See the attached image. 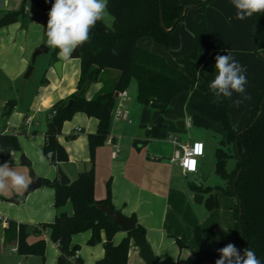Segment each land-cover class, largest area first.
Returning a JSON list of instances; mask_svg holds the SVG:
<instances>
[{"label": "trees", "instance_id": "16d2710c", "mask_svg": "<svg viewBox=\"0 0 264 264\" xmlns=\"http://www.w3.org/2000/svg\"><path fill=\"white\" fill-rule=\"evenodd\" d=\"M25 1V0H24ZM37 7L49 12L54 0H34ZM212 0H108L107 10L113 17L108 25L98 21L91 30L90 40L78 47L72 58L80 60V75L78 89L69 97L56 101L48 112V120L55 131L45 135L42 152L47 158L49 151L54 152L51 160L54 165L69 160V155L59 142L63 122L72 117L75 112H84L88 116L98 118V129L88 133V145L92 167L79 171L77 178L67 184H62L58 177L43 179V184L55 191L54 206L58 213L51 222H41L34 226L31 233L26 232L29 224L6 219L4 242H15L16 252L20 255H39L45 257L46 240L43 236L36 241L28 242L32 233L42 235L49 232L50 239L59 246L57 264H85L78 257L79 245H71L74 234L92 231L88 244L102 242V232L105 233L104 256L96 264H127L131 246L132 234L138 233L145 238V227L136 220L134 230L127 232L119 243L114 237L123 228L107 217L97 207L104 203L115 209L110 198V184L107 197L104 200L95 198L94 161L97 148L105 143L110 135L112 110L115 105L116 93L130 87L133 80L137 84V100L144 106L153 107L161 112L159 119L153 125L157 131L163 123L162 113L172 100L184 91L190 92L189 106L193 111L192 123L206 125L208 120L222 122L225 130L224 139L215 150L214 172L224 181V185H203L191 183L196 192L205 194V205L209 209L217 207L218 192L236 198L234 206V233L231 239L220 242L214 249L202 246V235L199 226L195 228V240L198 248L194 249L195 259L192 264H215L219 259L218 249L229 243L234 244L243 253L245 248H251L258 259L264 264V67L263 78L258 88L251 108H249L242 126L236 128L231 114L228 99L219 101L212 92L202 85L197 87L200 77L197 73L196 60L201 44L207 34L206 6ZM190 8L198 9L197 29L193 35L190 53L187 58L178 57L183 65L179 68L170 64L165 56L141 48L138 39L149 36L156 42L168 47L172 32L179 22L183 21ZM24 7L13 13L18 16L24 13ZM250 37L255 52L264 60V13L253 15ZM58 52L54 50V54ZM218 53H214L215 57ZM115 69L118 76L112 82L104 81L98 93L87 98L85 90L78 91L86 79L98 81L104 70ZM72 105L67 106L69 100ZM155 99L156 101H153ZM68 138H75L71 134ZM0 162L8 161L11 153L20 150L17 134H0ZM233 159V165L228 161ZM70 202L72 213L67 212L65 205ZM179 247H186L180 238H176Z\"/></svg>", "mask_w": 264, "mask_h": 264}, {"label": "crops", "instance_id": "0c3cea01", "mask_svg": "<svg viewBox=\"0 0 264 264\" xmlns=\"http://www.w3.org/2000/svg\"><path fill=\"white\" fill-rule=\"evenodd\" d=\"M7 1L11 2L10 0ZM206 8L207 34L199 48L196 60L197 73L200 77L197 87L205 85L209 89L208 85L216 75L213 57L215 52L219 55H225L228 52L241 65L245 66L248 81L246 90L250 99L245 100L239 107H235L233 101L239 98L237 94L234 93L231 98H225L229 100L231 105L234 126L240 128L244 124V118L251 108L263 78L264 60L255 52L250 37L253 16L244 20L235 19L236 9L231 4V0H212ZM190 12L191 15H189ZM197 16L198 9L190 8L183 21L175 26L170 42L174 52L167 51L163 54V57L165 56L170 64L183 68V65L178 62V57H190L192 38L198 25ZM137 45L144 49L151 48L149 36L138 39ZM6 57L7 53L0 47L1 68L5 67ZM57 60L54 59L53 61ZM61 62V75H58L63 80L57 82L51 89L43 91L39 97L37 108L52 106L58 99L76 90L81 69L80 60L71 58L67 61L61 60ZM23 67H16L11 71V74L7 73V75L14 81L22 76ZM55 73V70L50 69L51 78H55ZM118 73L115 69L102 71L101 79L93 81L87 88L86 97L95 96L103 86L104 81H114ZM130 87L131 90L135 91L136 99L131 97ZM130 87L126 89L125 96L118 95L117 92L112 110L113 119H111L110 135L96 151L94 161L95 198L104 200L107 197L108 184H110V198L114 208L125 216L134 215L137 221L145 227V239L164 264H192L195 259L193 250L198 248L195 240V228L197 226L201 229L202 246L207 249H214L220 242L234 237L236 220L233 208L237 202L236 198L218 192L220 204L213 209L207 208L204 204L205 194H202L203 201L201 203L194 201V195L199 192L193 189L191 183H201L196 179L207 180L214 173L215 163H210L203 155L199 158V171L195 173L182 171L178 163L172 160L174 152L179 146L172 141V136L175 135H168L167 140L156 139L151 136L147 124L141 123L142 126L140 127L133 125L132 107L142 103L137 100L135 80L132 81ZM184 93L189 99L190 92L184 91ZM177 97L172 100L171 105ZM15 106L11 112L7 110L6 113L11 114ZM118 106H121L131 122L125 118L115 117L114 111ZM7 108L9 107L7 106ZM144 108L153 109V107L147 106ZM192 114L193 111L191 110L186 121L182 120L184 127L180 128L178 125L179 129L192 125ZM28 117H32V122H27ZM9 119L4 124L7 126L4 133L17 134L21 147L20 150L13 151L10 158V166L17 171L30 177L29 171L33 169L43 179H54L59 178L58 167H61L72 181L77 178L79 171L88 170L92 167L88 133L97 131L99 122L97 117L88 116L79 111L63 122L62 133L59 134L58 139L66 148L69 160L58 165L50 163L47 158L43 161L40 160L47 126L50 123L48 119L45 122L37 119L34 115L27 114H24L21 120L18 119L17 115L16 118ZM212 121L208 120V123ZM4 125L2 126L4 127ZM71 134L75 135V138H68ZM176 137L178 138L177 135ZM178 142L180 143L179 138ZM193 142H182L181 144ZM204 146L206 150L205 143ZM22 155L28 159L27 163L21 162ZM233 162L232 159L231 166ZM205 163L212 166L207 179L203 178L200 170V166ZM0 164L2 163L0 162ZM189 175L191 178H195V181L191 182ZM24 192L23 190L20 192L8 190L0 193V241L3 245L5 244L6 219L27 223L34 227L41 222L53 221L58 213L54 206V198L56 197L52 187L42 183L41 187L22 199ZM63 209L69 213L73 211L70 202ZM91 232L88 230L72 236L71 245H79L77 255L85 264H96V261L101 259L105 253L103 246V241L106 238L105 233L102 232L101 234L102 242L90 245L88 239ZM126 235L125 231H119L114 237V242L119 243ZM41 236L46 240L44 263L57 264L60 253L59 246L50 239L49 232L43 231L42 235L32 233L28 237V242L36 241ZM177 237L187 246L179 247L176 242ZM10 244H13V251H16L15 242H10ZM140 250L132 240L127 264H146L140 255ZM31 257L33 256L20 255L15 263L26 260V264H29ZM205 264L210 263L206 262Z\"/></svg>", "mask_w": 264, "mask_h": 264}, {"label": "rangeland", "instance_id": "374dc122", "mask_svg": "<svg viewBox=\"0 0 264 264\" xmlns=\"http://www.w3.org/2000/svg\"><path fill=\"white\" fill-rule=\"evenodd\" d=\"M10 1L11 2H8L7 0H0V19L8 12L20 10L22 6L25 10L24 13L18 15L19 18L16 22L0 28V47L7 53L6 60L4 61L5 67H0V124H6L8 118L12 120V118H16V115L18 119L21 120L24 114L34 115L37 119L46 122L51 106H40L37 108L39 97L45 89H51L53 85L63 80V78L58 75L54 67V63L56 62L53 61L54 59L61 61V59L58 58V52L54 54L55 49L50 48L46 44L45 28L49 16L48 13L43 12L37 7L34 0ZM106 11L107 15L104 22L111 25L113 17L107 9ZM189 15H191V12ZM187 17L189 18V16ZM149 41L151 48L148 49L152 52L161 55L167 51L170 53L174 52L171 43L168 47H165L153 40L151 37L149 38ZM40 45H46L49 48V52L41 53L36 57L35 62L32 64L34 66L33 71L26 81L23 98L19 100L14 111L11 114H7L6 112L9 110L6 106L7 102L20 98L19 87L21 79L28 66L31 64L33 52ZM19 66H24L22 76L12 81L7 73L11 74V71ZM50 69L55 70V78H51L49 74ZM78 85L79 84L77 83V88L72 93L77 91ZM89 86L90 85H88L87 88ZM87 88L85 90V96ZM72 93L60 99L67 98ZM130 95L133 98L136 97L135 91H133V89L131 90V87ZM60 99H58V101ZM191 110L187 94L182 92L178 95L172 105H170L162 113L161 120H163V126H161L157 131L154 130L153 125L159 119L161 112L156 108L146 109L143 104H137L132 107L131 117L134 121L133 125L140 127L142 126L140 125L141 123L147 124L153 138L167 140L168 135L173 134L178 136L180 144L182 142L188 143L195 140L202 141L206 145V155H204V158H206V160L210 163H215V150L220 146L221 140L224 139L225 136L223 126L221 124L222 122L213 120L211 123H207L204 126L192 123L191 126L187 125L184 129H179L178 121H186V118L191 113ZM231 164L232 159L228 161V166L230 167ZM197 176H199V174H197ZM189 180L193 182L195 181V178H191L189 175ZM196 180L204 185H224V180L215 172L212 173L207 180ZM12 247L13 244L6 243L3 245L0 241V264H16L15 261L19 258L20 254L11 250ZM32 256L33 257H31L29 264H45L41 256Z\"/></svg>", "mask_w": 264, "mask_h": 264}, {"label": "clouds", "instance_id": "9594fccd", "mask_svg": "<svg viewBox=\"0 0 264 264\" xmlns=\"http://www.w3.org/2000/svg\"><path fill=\"white\" fill-rule=\"evenodd\" d=\"M108 0H54L48 13L45 28L46 44L57 49V55L63 61L70 60L78 48L90 40L91 30L98 21H104L107 15ZM236 9L235 19L244 20L257 13H264V0H231ZM216 75L209 83V90L219 101L221 98H231L233 94L238 99L233 101L239 107L245 100H249L246 85V67L241 65L233 55L215 57ZM3 149L0 148V152ZM54 152L47 153L51 160ZM42 152L40 160H45ZM33 180L10 166L8 161L0 164V193L8 190L16 192L27 191ZM220 254L215 264H262L251 248H245L243 253L232 243L217 250Z\"/></svg>", "mask_w": 264, "mask_h": 264}, {"label": "water", "instance_id": "95a60500", "mask_svg": "<svg viewBox=\"0 0 264 264\" xmlns=\"http://www.w3.org/2000/svg\"><path fill=\"white\" fill-rule=\"evenodd\" d=\"M19 17H17L13 12H8L5 14V16H3L0 19V28H2L3 26H7L11 23H14L18 20ZM45 52H49V48L46 45H40L36 48V50L33 52L32 55V61L31 64L28 66L27 70L25 71L21 82H20V87H19V91H20V98L18 99H14L11 100L9 102H7V106L9 107V112H11L14 108L15 105L18 104L19 100H21L24 96L25 93V85H26V81L27 78L31 75L32 71H33V63L35 62L36 57L41 54V53H45ZM61 64L62 62L60 60H57L54 63V67L57 71V73L59 75H61ZM93 81L91 79H86L81 85L78 94L82 93L85 88L90 85ZM117 95V93H116ZM153 101H156L155 99H153ZM73 100H69L68 105L70 106L72 105ZM178 125L180 128L184 127V121H178ZM6 125H4V130L6 129ZM55 131L53 124L50 122L47 126V130H46V135L51 134ZM21 162L22 163H27L28 159L22 155L21 157ZM200 170L203 174V178L207 179V177L209 176L211 170H212V166L210 164H202L200 166ZM58 174H59V179L61 181L62 184H67L70 182L69 177L65 174V172L62 170L61 167H58ZM29 175L31 177V179L33 180V183L29 186V189L27 191L24 192V194L22 195V199L28 197L27 195L31 192H33L35 189L41 187L42 183H43V178L39 175H37L35 173V171L33 169H30L29 171ZM197 183V182H196ZM194 201L197 203H201L203 201V195L200 193H196L194 195ZM97 207L99 209H101L105 215H107V217L111 218L115 223H117L118 225H120L123 228V231H125L126 233L129 231H132L136 228L137 223L136 220L123 215L120 211L116 210V209H112L110 206L104 204V203H100L97 205ZM34 230L32 225H28V227L26 228V232L31 233V231ZM132 239L135 242V244L139 247L140 250V255L143 258V260L145 261L146 264H164L159 257L154 253L150 243L143 238L140 234L138 233H133L132 234ZM26 260H23V262L19 263V264H26Z\"/></svg>", "mask_w": 264, "mask_h": 264}, {"label": "built area", "instance_id": "2783aa9c", "mask_svg": "<svg viewBox=\"0 0 264 264\" xmlns=\"http://www.w3.org/2000/svg\"><path fill=\"white\" fill-rule=\"evenodd\" d=\"M118 95L125 96L126 90L118 92ZM114 115L116 118H125L128 122H131V120L127 118V115L121 106H118L115 109ZM32 120V117L27 118L28 123L32 122ZM6 130L7 127L4 130V127L0 124V132L4 133ZM172 141L174 144L179 145L174 152L175 154L173 155L172 160L176 161L185 173H195L199 171V158L205 155L204 143L202 141H194L191 144H180L176 136H172ZM197 148H199V151H197ZM188 162L193 163L189 165ZM11 249L14 250V248Z\"/></svg>", "mask_w": 264, "mask_h": 264}, {"label": "snow or ice", "instance_id": "6c2138e0", "mask_svg": "<svg viewBox=\"0 0 264 264\" xmlns=\"http://www.w3.org/2000/svg\"><path fill=\"white\" fill-rule=\"evenodd\" d=\"M197 151H199V148H197ZM189 163V165H191L193 162H188Z\"/></svg>", "mask_w": 264, "mask_h": 264}]
</instances>
